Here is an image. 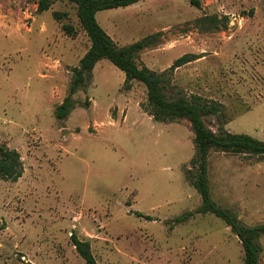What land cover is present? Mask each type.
<instances>
[{"label": "rangeland", "instance_id": "obj_1", "mask_svg": "<svg viewBox=\"0 0 264 264\" xmlns=\"http://www.w3.org/2000/svg\"><path fill=\"white\" fill-rule=\"evenodd\" d=\"M39 1L0 0V145L24 165L17 182H0V264H86L73 233L90 240L98 264H244L231 228L197 213L202 199L184 174L196 150L190 122L154 121L142 83L126 90L125 74L101 60L69 117L56 118L91 43L75 5L39 13ZM200 2L141 0L96 19L120 46L159 34L137 59L159 73L200 55L175 70L167 92L221 103L227 132L264 141V0ZM206 16L227 18V28L208 31ZM205 121L214 132L223 123ZM208 176L219 206L264 225V158L212 151ZM259 245L264 264V236Z\"/></svg>", "mask_w": 264, "mask_h": 264}, {"label": "trees", "instance_id": "obj_2", "mask_svg": "<svg viewBox=\"0 0 264 264\" xmlns=\"http://www.w3.org/2000/svg\"><path fill=\"white\" fill-rule=\"evenodd\" d=\"M66 1L76 6L77 17L84 32L87 34L91 46L80 60L79 66L72 70V81L68 96L55 109L58 120L69 117L77 102L73 96L79 91H85L93 81V70L101 60L110 61L121 70L126 80L124 88L132 89L133 82L142 83L147 89V101L144 110L159 123H174L182 120L190 122L194 132L195 154L185 169L186 181L200 194L202 205L198 214L211 213L223 220L231 231L239 238L244 250V264H260L261 246L259 240L264 236V225L246 226L238 216L229 209L219 206L213 199L208 176L209 158L212 151L234 155H248L264 158V141H259L246 134H232L224 126L229 122L225 118V107L201 95L179 94L170 95L167 86L171 84L175 70L201 58L200 55L186 54L175 60L173 65L159 73L137 62L139 54L158 42L159 34L145 37L126 46L118 45L107 32L99 25L96 15L99 12L127 8L141 0H40L38 12L43 13L51 9L54 3ZM190 3L201 8L200 0H190ZM57 20L66 14L55 12ZM227 18L220 20L217 16H206L200 19V25L208 31L226 29ZM66 34L73 36L75 29L71 25H63ZM89 103H85L88 107ZM216 116L223 123L218 132L211 130L205 119ZM24 174V165L20 153L6 145H0V182H17ZM193 214L186 213L173 221V224L186 222ZM140 217H144L140 215ZM151 220V217H146ZM71 242L86 264H98L92 252L90 240L80 239L72 234Z\"/></svg>", "mask_w": 264, "mask_h": 264}]
</instances>
